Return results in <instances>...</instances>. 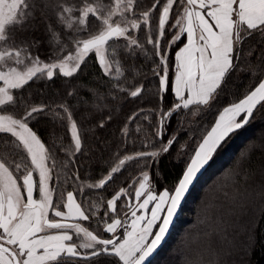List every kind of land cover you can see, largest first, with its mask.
<instances>
[{
	"label": "trees",
	"instance_id": "obj_1",
	"mask_svg": "<svg viewBox=\"0 0 264 264\" xmlns=\"http://www.w3.org/2000/svg\"><path fill=\"white\" fill-rule=\"evenodd\" d=\"M166 3L167 0H160L156 9L151 11L148 24L145 25L143 17H140L141 28L130 31L131 37L142 46L132 50L131 55V46L125 38L110 41L120 61L122 74L119 79L115 70L112 75L105 76L97 58L90 53L85 58L86 66L82 65V71L73 77L57 75L48 80L41 75L23 89L13 90L14 95H18V103L10 107L7 114L22 118L33 106L44 109L29 117L27 122L48 149L53 206L58 205V210L65 209L67 194L73 192L82 209L90 216L88 221L74 222L84 224L103 239L113 236L104 230L112 218H119L122 222L129 218L141 173L149 171L153 174L156 194L170 191L219 112L244 98L256 86L261 74L257 70L254 75L251 69L264 67V38L258 34L246 37L237 46L241 49L239 68L228 76L227 87L216 102L210 108L192 105L189 109H180L165 120L162 140L166 143L174 137L176 143L159 158L158 164L150 157L126 161L121 171L113 174L112 180L103 188H89L88 185H95L106 177L124 156L159 151L161 147V138L156 136L159 119L178 101L174 91H160L156 72L163 74V65L160 64V55H163L168 62L169 80L173 82L176 53L185 43V35L180 32L183 21L177 25L176 20L183 16V9L187 7L180 0L173 5L164 36L161 37L159 16ZM152 4L153 0H139L138 12L150 9ZM46 17L45 22H40L38 18L32 27L18 34L17 43L25 38L36 41L35 46L25 44L21 47L41 59L55 61L56 45L50 43L47 24H51L57 32L60 27L52 9L47 10ZM128 17L137 19L131 13ZM177 35L180 40L172 43ZM78 37L85 39L87 34L81 32ZM149 38L156 41L158 47L149 44ZM136 84L144 86V91L137 98L126 95L117 87L130 88ZM65 107L77 123L82 144L79 152L75 151L70 133L71 121L67 118ZM197 108L199 112L194 115ZM132 116L136 118L129 120ZM15 152L21 170L14 174L22 182V173L26 174L24 166L27 165L28 170L34 166L22 149ZM262 167L264 109H258L250 123L231 135L205 166L170 238L150 264H264V187L256 191L257 184L261 183L256 172ZM33 177L37 182L36 171H33ZM122 188L127 190L128 195H122L117 201V213L114 214L107 201ZM253 202L259 204V216L255 226L249 230L254 235L248 243L245 240L248 232L239 223L247 216L251 206L256 205ZM223 210L226 212L223 213ZM50 218L55 217L51 214ZM121 234L122 229L119 228L116 235ZM112 260V257H101L81 261V264H111Z\"/></svg>",
	"mask_w": 264,
	"mask_h": 264
},
{
	"label": "snow or ice",
	"instance_id": "obj_2",
	"mask_svg": "<svg viewBox=\"0 0 264 264\" xmlns=\"http://www.w3.org/2000/svg\"><path fill=\"white\" fill-rule=\"evenodd\" d=\"M177 2L167 0L163 5L159 16L161 37L164 36L170 11ZM180 2L186 3L187 7H184L183 16L176 20V24L186 22L180 32L187 33V43L176 53L174 82L169 80L168 62L163 55H160L163 74L156 72L160 91H174L178 101L170 110L163 112L159 119L156 136L161 138V147L159 151L124 156L106 177L95 185H88L89 188H103L112 180L113 174L121 171L126 161L150 157L158 164L159 158L167 154L176 143L174 137L166 143L162 140L165 120L174 112L189 109L192 105L210 108L227 87L228 76L239 68L241 49L237 46L246 37L255 34L264 38V0ZM158 4L160 0H153L150 9L138 12L139 0H0V81L4 85L0 87V134H7L0 135V153H3L0 155V264H81V261L101 257H112L111 264H146L165 239L173 218L201 170L231 135L248 125L258 109H264V67L257 66L251 69L252 74L255 75L257 70L261 74L256 86L244 98L219 112L218 118L201 138L170 191L164 190L161 195H156L153 190V174L149 171L141 173L135 199L139 202L142 195H147L138 203L137 209L131 211L134 217L131 230L116 235L123 222L119 218H112L104 230L113 236L103 239L79 223L63 222L72 218L88 221L90 216L76 203L72 192L67 194V212L58 210V205L53 206V193L49 188L51 169L47 165L48 149L27 122L29 117L44 109L33 106L22 118L7 114L10 107L18 103V95H14L13 90L23 89L41 75L48 80L57 75L73 77L82 71V65L86 66L85 58L90 53L97 58L105 76L112 75L115 70L119 79L122 74L120 61L110 41L125 38L131 46L129 55L135 48H141L139 42L131 37L130 29L141 28L138 22L140 17H143V23L147 25L151 11ZM49 9L53 10L60 31L57 32L51 24H47L50 43L56 45L54 55L57 59L44 63L21 47L25 44L35 46L37 42L25 38L18 44L17 36L32 27L38 18L40 22H45ZM129 13L137 16V19H129ZM81 32L86 33L87 38L80 39L78 34ZM178 40L179 35L175 36L172 43ZM148 43L158 47L157 42L151 38ZM22 52L25 53L23 58ZM117 87L132 98L140 97L144 91L142 84L130 88ZM185 92L188 93L187 97ZM64 111L71 121L70 133L75 151L79 152L82 144L77 123L66 107ZM198 112L199 108L193 114ZM135 118L132 116L129 120ZM124 131L127 132V128ZM17 149H22L34 166L31 170H28L27 165L24 166L26 174L22 173V182L14 174L21 170V163L16 162ZM33 171L39 173V199H34L37 182L33 179ZM122 195H128L126 189H120L107 201L108 208L114 214L117 213V201ZM154 201L150 218L146 214L137 216V210L143 209L147 213L149 204ZM50 209L54 217L60 219H49ZM69 229H75L77 236L83 234L84 241L79 245L72 242L73 236L69 234ZM49 230H56V234L41 235ZM80 249L91 251L82 253Z\"/></svg>",
	"mask_w": 264,
	"mask_h": 264
},
{
	"label": "rangeland",
	"instance_id": "obj_3",
	"mask_svg": "<svg viewBox=\"0 0 264 264\" xmlns=\"http://www.w3.org/2000/svg\"><path fill=\"white\" fill-rule=\"evenodd\" d=\"M129 27H130V25H129ZM131 30H133V31H136L137 29H130V31ZM28 52V51H27ZM28 53H30V55L32 56V57H39L37 54H35V53H33V52H28ZM25 56V53L24 52H22V58ZM87 58V57H86ZM39 59L42 61V62H44V63H49V62H53V61H46V60H44V59H41L40 57H39ZM25 63H27V60L25 61ZM15 66V65H14ZM20 67H23V66H20ZM175 77V76H174ZM174 80V79H173ZM1 82V87H3L4 85H3V82L2 81H0ZM232 155V154H231ZM230 155V156H231ZM47 165H48V160H47ZM49 167V166H48ZM37 172V176H38V180H37V187H36V189H34V199H39L40 197H39V173H38V171H36ZM256 174L258 175V179L260 180V182L261 183H258L257 184V190L256 191H258V190H262L263 189V187H264V167H262L261 169H259L258 170V172H256ZM33 179L35 180V178L33 177ZM49 188H50V190L52 191V188H51V173H50V180H49ZM138 188H139V185H138ZM138 188H137V190H138ZM164 191V190H163ZM163 191L161 192V193H159V194H156V195H161L162 193H163ZM53 193V192H52ZM73 193V192H72ZM73 195H74V197H75V194L73 193ZM146 195H147V193H145L144 195H142L141 196V198H140V201L139 202H142L143 201V199L144 198H146ZM75 201H76V203H79L78 201H77V199H76V197H75ZM138 201H136V199H135V201H133L132 202V204H131V211L132 210H136L137 209V205H138V203H139ZM257 202V201H256ZM256 202H253V203H255L256 205H253V206H251V208H250V211H249V213H247V216H245V218L243 219V220H241L240 221V223H239V225H241L242 226V228L243 229H245V231H246V233L248 232V234H246V236H245V240H246V242L248 241V243H249V241H251V236H253L254 235V233H253V235H252V231H249L250 230V228H253V226H255V223H256V221H257V219H258V216H259V204L258 203H256ZM66 204H67V201H66ZM81 206V205H80ZM155 206V201L154 202H152L151 204H149V206H148V212L147 213H145V211L143 210V209H139V210H137V216H139V215H144V214H146L147 216H148V218H150V211H151V209L153 208ZM257 206V207H256ZM82 208V207H81ZM61 211H65V212H67V208L65 207V209H63V210H61ZM131 211H130V215H129V218H127L126 220H125V222H123V226L121 227V229H122V233H126V231H128V230H131L130 229V225H131V222H132V220L134 219V217H132L131 216ZM224 212H226L225 210H223V213ZM51 214H53V210H49V213H48V218H49V216L51 215ZM58 219H60V218H58ZM66 221H72V220H66ZM74 222V221H73ZM74 224H76L75 222H74ZM80 224V223H79ZM81 226L82 227H85V228H87L84 224H81ZM105 228H106V226H105ZM88 229V228H87ZM89 230V229H88ZM69 231V234L70 235H72L73 236V241L72 242H75L76 244H80V243H82L83 241H84V237H83V234H80V236H77L76 234H75V229H69L68 230ZM90 231V230H89ZM117 231H118V229H117ZM154 231H155V229H154ZM239 231H240V229H239ZM0 232H2V230H0ZM242 233V232H241ZM44 234H50V235H54V234H56V230H49L48 232H46V233H41V235H44ZM112 234V233H111ZM244 234V233H243ZM113 235V234H112ZM248 235L250 236V237H248ZM237 243H238V241H237ZM240 246H241V243L237 246L238 248H240ZM244 250H246L245 249V246H244ZM80 251L82 252V253H90V251L91 250H89V249H80Z\"/></svg>",
	"mask_w": 264,
	"mask_h": 264
},
{
	"label": "water",
	"instance_id": "obj_4",
	"mask_svg": "<svg viewBox=\"0 0 264 264\" xmlns=\"http://www.w3.org/2000/svg\"><path fill=\"white\" fill-rule=\"evenodd\" d=\"M217 118H218V117H217ZM212 126H213V125H212ZM204 169H205V168H204ZM204 169H202L201 172L198 174L196 181L193 183L192 187L189 189V192L186 194L185 199L182 201V203H181V207H180V209L178 210L176 216L173 218V222H172V224H171L170 227H169V231H168V233L166 234L165 239L161 242V244H160V246L158 247V249L156 250V252H154L153 255H152L151 257H149L148 261H146V264H150V263H151V261H152V260L156 257V255L161 251V249L164 247V245L166 244V242H167L168 239L170 238V236H171V234H172V232H173L174 226H175V224H176V222H177V220H178V218H179V216H180V214H181V212H182L183 206L185 205L188 196L190 195L191 191L193 190V188L195 187V185H196V183L198 182L199 178L201 177V175H202ZM63 222H65V223H70V224H74L73 221H63Z\"/></svg>",
	"mask_w": 264,
	"mask_h": 264
},
{
	"label": "crops",
	"instance_id": "obj_5",
	"mask_svg": "<svg viewBox=\"0 0 264 264\" xmlns=\"http://www.w3.org/2000/svg\"><path fill=\"white\" fill-rule=\"evenodd\" d=\"M197 10H200V9L197 8ZM204 11H206V10H204ZM209 22L211 23L212 21L209 20ZM185 23H186L185 21L182 22V27L185 25ZM184 35H185V43H184V44H186V43H187V33L184 32ZM184 44H183L180 48H182V47L184 46ZM179 50H180V49H179ZM179 50H178V51H179ZM176 63H177V62H176ZM174 78H175V77H174ZM173 82H174V80H173ZM185 96H186V97L188 96V93H187V92H185ZM53 215H54V214H53ZM50 216H51V215H50ZM50 216H49V219H51ZM54 219H58V218L55 217ZM70 220H72V221H77V220H81V219H79V218H72V219H70Z\"/></svg>",
	"mask_w": 264,
	"mask_h": 264
}]
</instances>
